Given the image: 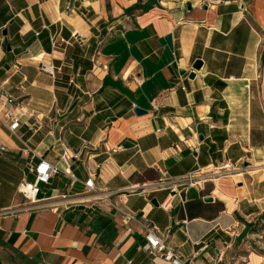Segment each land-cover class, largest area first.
Instances as JSON below:
<instances>
[{"label":"crops","instance_id":"0c3cea01","mask_svg":"<svg viewBox=\"0 0 264 264\" xmlns=\"http://www.w3.org/2000/svg\"><path fill=\"white\" fill-rule=\"evenodd\" d=\"M0 93V264H165L116 207L191 264L263 263L264 0H0Z\"/></svg>","mask_w":264,"mask_h":264},{"label":"built area","instance_id":"2783aa9c","mask_svg":"<svg viewBox=\"0 0 264 264\" xmlns=\"http://www.w3.org/2000/svg\"><path fill=\"white\" fill-rule=\"evenodd\" d=\"M54 45L55 41H53V46ZM50 69L51 68L49 67V65H40V70L42 72L50 73ZM3 105L17 106L18 104L11 97H7L4 94L0 93V108ZM152 105L155 107L154 104ZM0 114H2L0 118H3L5 120L9 119L7 129L11 133L14 132L19 125L18 119L11 117L10 111L4 112L0 109ZM4 151L5 147L0 145V152ZM32 153L33 152L26 145L23 147V149L20 150V154L25 157L31 156ZM63 159L67 161L69 159L68 155L64 154ZM99 168L100 165L96 164L94 166V171L90 172L88 174V179L82 183L84 191L86 193L95 191L96 171ZM30 171L33 175L32 181L21 182L18 189L27 201L34 202L39 191V186L49 184L51 178L59 173V169L51 165L46 160L39 159L38 163L35 166H30ZM73 179L74 181H77V179ZM195 183V178L193 176L186 179V184L188 186H192ZM116 211L123 226H127L130 222H135L140 226L145 240L144 244L141 246V250L143 252H146L150 256L161 259L165 264H191L190 261H186L176 252V250L171 248L166 241L165 235L159 233V231L150 223V221L146 220L143 216H138L133 212L117 207ZM262 264H264V261Z\"/></svg>","mask_w":264,"mask_h":264},{"label":"water","instance_id":"95a60500","mask_svg":"<svg viewBox=\"0 0 264 264\" xmlns=\"http://www.w3.org/2000/svg\"><path fill=\"white\" fill-rule=\"evenodd\" d=\"M165 41L167 43V46L171 49L172 48V45H171V37L169 35H167L165 38ZM201 62L200 61H195L193 64H192V68L195 69V70H198L200 67H201ZM179 74L183 75L184 74V71L180 70L179 71ZM189 78H193V74H189ZM133 112L135 115L137 116H140V115H143L145 114L146 112L139 109V108H134L133 109ZM205 201L206 202H210L211 201V198H205ZM151 204H153L154 206H157L155 200H152L151 201Z\"/></svg>","mask_w":264,"mask_h":264},{"label":"bare ground","instance_id":"6f19581e","mask_svg":"<svg viewBox=\"0 0 264 264\" xmlns=\"http://www.w3.org/2000/svg\"><path fill=\"white\" fill-rule=\"evenodd\" d=\"M257 162V161H256Z\"/></svg>","mask_w":264,"mask_h":264}]
</instances>
